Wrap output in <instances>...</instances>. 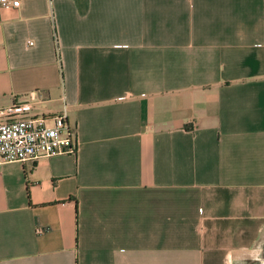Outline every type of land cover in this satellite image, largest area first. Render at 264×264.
Segmentation results:
<instances>
[{"label":"crops","instance_id":"1","mask_svg":"<svg viewBox=\"0 0 264 264\" xmlns=\"http://www.w3.org/2000/svg\"><path fill=\"white\" fill-rule=\"evenodd\" d=\"M11 1L0 106L64 109L77 151L0 164V264H249L264 0Z\"/></svg>","mask_w":264,"mask_h":264},{"label":"built area","instance_id":"2","mask_svg":"<svg viewBox=\"0 0 264 264\" xmlns=\"http://www.w3.org/2000/svg\"><path fill=\"white\" fill-rule=\"evenodd\" d=\"M12 6L18 0L11 1ZM29 99L0 106V164L36 162L77 151L76 131L67 123L64 109L37 112Z\"/></svg>","mask_w":264,"mask_h":264},{"label":"rangeland","instance_id":"3","mask_svg":"<svg viewBox=\"0 0 264 264\" xmlns=\"http://www.w3.org/2000/svg\"><path fill=\"white\" fill-rule=\"evenodd\" d=\"M261 248L252 255H248L249 264H264V245Z\"/></svg>","mask_w":264,"mask_h":264}]
</instances>
